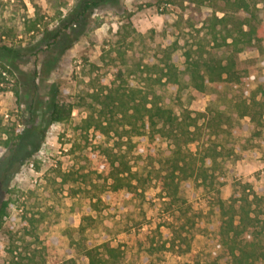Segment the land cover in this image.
<instances>
[{
    "label": "rangeland",
    "instance_id": "374dc122",
    "mask_svg": "<svg viewBox=\"0 0 264 264\" xmlns=\"http://www.w3.org/2000/svg\"><path fill=\"white\" fill-rule=\"evenodd\" d=\"M86 2L97 6L86 11ZM195 7L190 0H0V64L11 71L0 85V210L10 204L0 230V264H85L83 240L117 249L120 258L107 264L215 263L216 191L224 200L246 185L264 194V128L233 108L248 80L264 88V43L237 55L229 46L216 47ZM167 54L182 72L183 89L180 99L165 87L156 86V93L177 114L205 116L201 138L189 149L218 147L220 179L213 187L187 184L179 202L161 199L156 178L173 146L155 141L147 156L146 143L133 137L128 160L142 179L140 196L112 195V211L92 212L89 200L104 192L106 173L99 167L107 163L105 149L130 142L94 95L146 88L145 65L161 64ZM187 55L224 63L234 57L244 84L194 90ZM57 103L73 106L64 123L51 122ZM10 133L22 135L18 145L5 146ZM263 208L264 202L254 209ZM85 213L94 222L81 236Z\"/></svg>",
    "mask_w": 264,
    "mask_h": 264
},
{
    "label": "trees",
    "instance_id": "16d2710c",
    "mask_svg": "<svg viewBox=\"0 0 264 264\" xmlns=\"http://www.w3.org/2000/svg\"><path fill=\"white\" fill-rule=\"evenodd\" d=\"M190 2L195 4L198 16L203 20L216 47L229 46L233 49V55H237L245 48L264 43V23L259 16L260 6L264 8V0H190ZM95 6L97 3L86 2L85 10ZM202 7H210L213 12L203 15ZM186 63L185 70L190 74L191 85L200 93L206 92L210 86L244 84L236 70L234 57L224 63L213 57L191 61L190 55H187ZM145 68L148 82L146 88L129 91L110 89L106 95H94V99H97L99 105H103L104 110H110L113 118L116 116L115 124L121 123L123 129L127 130L130 142H117L113 147L105 149L107 163L99 167L106 173L104 192L97 201L89 200L92 212L103 209L112 211V195L118 197L128 192L134 197L140 196L138 190L142 179L137 173L132 172L128 160L130 152H134L133 137H141L146 143V147L141 148H144V154L147 156H151L149 146L155 141L166 139L173 146L171 157L165 161L164 169L158 172L156 178L161 199L171 200L172 204L179 202L181 192L187 184L196 182L213 187L215 181L220 179L216 175V170L219 158L224 155L222 151H218V147L211 145L197 152L189 149L201 138L200 121L205 116L198 113L194 117L193 112L189 110L177 114L164 106L161 97L156 93V86L165 87L175 98L180 99L183 89L180 79L182 72L172 61L171 55L167 54L161 64L145 65ZM7 72L11 74L4 64H0V85L5 81L3 73ZM248 81L246 88L243 87L245 91L233 108L240 119H249L257 128H264L263 85L262 83L255 85ZM100 98L104 100L103 103L100 102ZM104 110L99 111L100 116L105 115ZM72 113V105L54 104L50 115L51 122L64 123L70 119ZM110 124L108 130L114 126V123ZM99 126H103L100 121ZM21 138L22 135L19 133L15 137L10 133L5 146L8 147L11 143L18 145ZM216 192L218 196L215 198V206L219 217L215 230L220 237V247L215 254L214 264H221L223 260L229 261L230 264H264V220L261 219L264 212L254 209L262 208L263 192L256 193L246 185L240 195L235 194L228 200L222 199L219 190ZM9 205L8 202L3 203L0 210V230ZM117 210L120 211L121 208ZM92 222L93 217L85 213L80 225L81 236L92 226ZM166 242L170 241L165 240L163 248H166ZM82 243H84L82 254L87 261L85 264H107L110 259L120 258L117 249L108 244L96 247L90 245L88 241L83 240ZM103 253L107 255V259Z\"/></svg>",
    "mask_w": 264,
    "mask_h": 264
},
{
    "label": "built area",
    "instance_id": "2783aa9c",
    "mask_svg": "<svg viewBox=\"0 0 264 264\" xmlns=\"http://www.w3.org/2000/svg\"><path fill=\"white\" fill-rule=\"evenodd\" d=\"M6 74H4V76H5ZM6 117L8 118L9 117V115H6Z\"/></svg>",
    "mask_w": 264,
    "mask_h": 264
}]
</instances>
